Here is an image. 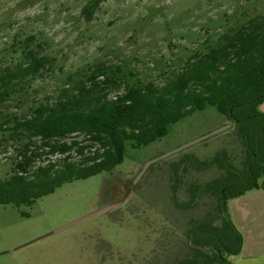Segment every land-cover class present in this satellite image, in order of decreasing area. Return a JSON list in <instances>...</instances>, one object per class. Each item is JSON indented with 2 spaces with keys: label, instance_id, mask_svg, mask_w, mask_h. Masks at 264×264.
Returning a JSON list of instances; mask_svg holds the SVG:
<instances>
[{
  "label": "rangeland",
  "instance_id": "rangeland-1",
  "mask_svg": "<svg viewBox=\"0 0 264 264\" xmlns=\"http://www.w3.org/2000/svg\"><path fill=\"white\" fill-rule=\"evenodd\" d=\"M89 1L0 0V64L12 63L6 50L27 35L52 58L51 70L31 84L35 101L101 66L117 79L116 92L125 84L161 85L193 52L264 17V0H101L86 20L81 10ZM253 107L235 106L234 122L206 104L145 146L126 141L123 161L111 172L62 183L31 205L0 204V264H172L192 253L201 224L215 248L224 249L222 238L232 232L212 190L235 191L257 172L258 183L264 176V153L249 155L259 165L247 169L234 128L258 124L242 119ZM13 154V145L0 147V179L11 171ZM215 155L223 167L199 166ZM195 187L201 192L193 198Z\"/></svg>",
  "mask_w": 264,
  "mask_h": 264
},
{
  "label": "trees",
  "instance_id": "trees-1",
  "mask_svg": "<svg viewBox=\"0 0 264 264\" xmlns=\"http://www.w3.org/2000/svg\"><path fill=\"white\" fill-rule=\"evenodd\" d=\"M100 2L90 0L82 7L86 20ZM34 41L33 35H27L19 44L13 43L6 50L12 63L0 64V147L14 146L11 171L0 179V204L31 205L62 183L111 172L123 161L126 141L133 147L145 146L164 136L169 125L206 104L234 122L239 121L232 115L235 106L254 105L252 113L242 119L255 117L258 124L234 128L241 136L247 169L252 163L259 165L249 155L264 153V114L256 110L264 101V17L223 33L221 42L204 52H193L161 85L125 84L116 92L117 79L101 66L81 78L69 77L54 94L38 102L30 98L31 84L51 70L52 58ZM250 140L256 142L254 148ZM217 158L200 161L199 166L219 163L223 167L225 162ZM258 178L257 172L247 186L235 191L226 185L212 190L223 223L232 232L222 238L224 246L232 247L215 248L201 224L192 228L199 232L191 239L192 253L172 264H228L226 256L238 253L242 239L230 221L227 199L251 188L264 189V176L261 183ZM199 190H192L193 198ZM210 246L213 251L204 252Z\"/></svg>",
  "mask_w": 264,
  "mask_h": 264
},
{
  "label": "crops",
  "instance_id": "crops-1",
  "mask_svg": "<svg viewBox=\"0 0 264 264\" xmlns=\"http://www.w3.org/2000/svg\"><path fill=\"white\" fill-rule=\"evenodd\" d=\"M256 110L264 114V101ZM226 204L230 221L242 239L238 253L227 255L226 261L228 264H264V189H248L227 199Z\"/></svg>",
  "mask_w": 264,
  "mask_h": 264
},
{
  "label": "water",
  "instance_id": "water-1",
  "mask_svg": "<svg viewBox=\"0 0 264 264\" xmlns=\"http://www.w3.org/2000/svg\"><path fill=\"white\" fill-rule=\"evenodd\" d=\"M229 127H230V124H225V125L222 126L221 128L216 129V130H214V131H212V132H210V133H208V134L202 136V137L199 138V139L206 138V137H208V136H210V135H212V134H215V133L218 132V131H221V130L227 129V128H229ZM146 166H147V164H146ZM146 166H145V167H146Z\"/></svg>",
  "mask_w": 264,
  "mask_h": 264
}]
</instances>
